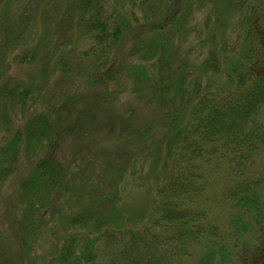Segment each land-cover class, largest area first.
<instances>
[{"label":"trees","instance_id":"obj_1","mask_svg":"<svg viewBox=\"0 0 264 264\" xmlns=\"http://www.w3.org/2000/svg\"><path fill=\"white\" fill-rule=\"evenodd\" d=\"M55 1L60 2L47 0L40 9L42 0H0V69L9 53L27 48L40 19L45 25L46 14L60 11ZM126 1L136 19L108 12L102 0H70L54 36L47 32L30 44L32 59H39L41 43L49 39V47L61 32L66 42L58 44L60 51L72 45L73 32L67 27L76 25L86 47L76 54L80 63L74 55L58 62L61 74L73 80L83 74L73 71V62L88 65L94 75L86 81L107 90L89 92L91 103L82 110H75L73 96L60 108L37 111L32 89L0 70V184L16 171L21 151L48 147L28 180L27 205L37 210L49 200L54 208L59 200H51L52 195L71 188L59 156L73 128H86L82 134L91 140L99 128L118 131L112 143L89 141V152L111 149L116 166L128 170L136 169L130 162L137 151L125 147L141 131L146 142L136 156L153 165V213L141 228L131 219L119 229L104 228L113 209L101 198L92 199L73 212L71 221L73 227L88 225L93 231L73 234L61 251L62 264H264V0ZM204 11L207 35L200 31L197 36L203 58L196 61L194 48L186 55L179 50L195 33L196 15ZM231 16L235 22L230 35L219 41L217 32ZM129 37L133 43L121 58ZM120 79L128 84L129 94L155 106L153 124L142 127L131 111L115 113L113 106L124 92H119L120 85L110 89ZM19 115L25 122L15 128ZM80 170L73 173L79 204L84 196L74 179ZM217 174L224 176L220 197L231 205L224 234L199 204ZM2 242L0 235V247Z\"/></svg>","mask_w":264,"mask_h":264},{"label":"rangeland","instance_id":"obj_2","mask_svg":"<svg viewBox=\"0 0 264 264\" xmlns=\"http://www.w3.org/2000/svg\"><path fill=\"white\" fill-rule=\"evenodd\" d=\"M25 1L27 0H21L22 3H25ZM46 1L42 0L40 9L46 6L44 5ZM69 1H55L54 4L60 11L51 15L46 14L45 18L47 20L45 25L42 24V19H40L37 27L33 28L35 34L31 33L28 36L27 48L9 53L6 63L0 69L1 72L5 73V76L21 80L25 83L26 87L32 89L37 100V111L47 112L50 106H58L60 108L64 101L73 98V96H75L77 101L75 103V110H82L84 106H88L91 103L88 99L89 92L93 94L94 91L98 93H106L107 91L106 86L86 81V78L89 80L90 76L94 75V71L92 69L89 70L88 65L80 67L76 54L86 47V43L82 37L77 35L76 25L74 24L71 27L67 23L69 25L67 27L68 31L73 32V43L71 46L63 47L59 51L58 44L65 43L66 36L58 32L55 39L49 43V47H46V42L49 39H45L44 43H41L43 46L38 52L40 58L32 59L34 50H31L30 44L38 43L40 38L47 32L54 36V28L61 18H63L64 11L63 13L61 11ZM102 1L108 12H117L119 15L125 16L130 20L136 19L132 16V5L128 1ZM135 12L139 18H142V14L137 10ZM207 15L208 11L199 12L196 15L195 33L191 36L188 43L181 46V50H179L180 54H189L188 50L194 48L192 51L193 60L197 61L203 58L202 55L199 56L200 50L198 49L197 39L200 31L204 33L203 35H207L203 30ZM233 18L232 16L228 17L227 25L224 28H219L222 29V31L217 32L219 41L224 40L228 34L230 35L231 27L235 22ZM68 35L70 36L71 34L69 33ZM132 43L133 40L130 37L125 41L120 52L121 58L127 53ZM15 54H18L19 57L17 58ZM45 54L48 55V59L46 60L43 59ZM73 55V59L79 62L75 63L72 61L73 71H81L83 74L77 75L71 80L69 77H64L61 74L58 62L65 57ZM117 85H120L119 92L124 93L119 94V101L113 106L115 113H118L120 116L122 114L128 115L131 111L138 118L142 127L153 124L158 114L155 106L150 108L145 104L144 100L129 94L128 84L121 79L112 84L111 89L108 86V89L113 90ZM24 119L23 115H19L15 120V128H20L25 122ZM129 120L131 119L128 117ZM130 122H135V120ZM85 129L82 127L73 128V132L71 130L64 137V153L59 156V161L62 162L65 171L68 170L65 179L70 181L71 188L68 187L69 191L57 190L52 195L51 200H59L56 207H49V200L37 208V210H32L27 205L29 202V191L26 189L28 180L33 176L35 165L40 159L46 157L48 147L45 149L38 147L35 151L27 154L21 151L16 171L4 183L0 184V235L3 240L2 247H0V264H62L61 251L65 244L73 237V234L75 232L93 231L91 226L88 225L73 227L71 221L73 212L89 205L92 199L101 198L106 202L104 203L106 207L113 209L111 219L104 225V228L112 227L113 229H119L117 227L122 226L128 219L137 221V227L139 228L147 223V219L153 213V206L150 204V200H152L154 181L152 176L153 165L151 162L149 163L145 159V156L140 154L136 156L139 153V149L141 151L146 142L142 137V132L139 131V134L135 137V141L133 140L130 146L125 147L130 151H137V154L130 162V165L136 164V169L128 170L125 168L119 169L116 166V163L112 160V156L109 154L112 151L111 149L89 152V141L99 144L112 143L114 139L118 138V131H111L107 127H102L94 133V138L91 140L88 139V136L85 137L82 134ZM2 137L3 134L0 133V145ZM106 147L107 145H104L102 148ZM83 156H87V158L81 159ZM73 161L75 164H73ZM108 164H111V166H108ZM79 169L81 170L74 181L76 184L82 186L80 194L84 197H82L80 204L75 197V193L77 192L73 190V173H77ZM136 172L142 173L136 175ZM223 178V174L215 176V184L205 196L199 199V204L208 209L209 219L224 234L229 231L231 205L220 197L223 189ZM90 193L93 196L92 198H90ZM43 198L41 196V199ZM185 264H192V262L189 261Z\"/></svg>","mask_w":264,"mask_h":264}]
</instances>
